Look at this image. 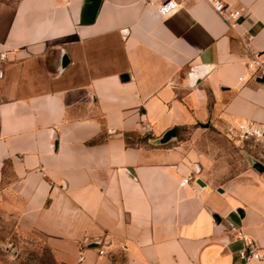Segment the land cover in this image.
<instances>
[{"label":"crops","instance_id":"obj_1","mask_svg":"<svg viewBox=\"0 0 264 264\" xmlns=\"http://www.w3.org/2000/svg\"><path fill=\"white\" fill-rule=\"evenodd\" d=\"M164 1L0 0V211L60 264H264L262 152L226 136L264 123V0Z\"/></svg>","mask_w":264,"mask_h":264},{"label":"built area","instance_id":"obj_2","mask_svg":"<svg viewBox=\"0 0 264 264\" xmlns=\"http://www.w3.org/2000/svg\"><path fill=\"white\" fill-rule=\"evenodd\" d=\"M67 5L71 0H64ZM213 9L226 17L228 21L237 22L242 16V12L239 9H230L227 0H206ZM178 3L175 0H166L158 7L160 14L168 16L177 8ZM252 35L248 38L252 39ZM248 46V45H247ZM6 58L5 53L0 54V59ZM248 76L254 78L264 74L263 65L254 57L247 63ZM146 132L151 131V127L147 126ZM226 136L232 142L234 146L243 150L259 149L264 154V123L250 121V120H234L229 123L226 129ZM192 181V177H186L182 181V185L189 184ZM233 230L235 226H231ZM103 254L104 250H100ZM240 256L246 260L263 259V255L256 249L244 248L240 251Z\"/></svg>","mask_w":264,"mask_h":264},{"label":"rangeland","instance_id":"obj_3","mask_svg":"<svg viewBox=\"0 0 264 264\" xmlns=\"http://www.w3.org/2000/svg\"><path fill=\"white\" fill-rule=\"evenodd\" d=\"M188 131L187 129L182 130L181 137H188ZM209 135L214 139L220 138V136L214 132H209ZM220 144L226 153L233 151L239 154L236 158L243 156L239 153L237 148L232 147L227 142ZM255 159L264 162V154H260V156H257ZM0 264L60 263L56 261L50 249L42 242L20 235L18 231H16L14 219L6 216L0 211Z\"/></svg>","mask_w":264,"mask_h":264},{"label":"water","instance_id":"obj_4","mask_svg":"<svg viewBox=\"0 0 264 264\" xmlns=\"http://www.w3.org/2000/svg\"><path fill=\"white\" fill-rule=\"evenodd\" d=\"M102 0H84V6L81 13V22L83 24H91L94 22L99 6ZM199 71H203L202 68ZM129 78L128 74H124L121 76L122 80H127ZM177 131L176 128H171L165 132V134L161 138V143H166L170 139L176 137ZM254 168L263 172L264 171V164L260 161H255ZM198 183L204 185V182L199 179Z\"/></svg>","mask_w":264,"mask_h":264},{"label":"trees","instance_id":"obj_5","mask_svg":"<svg viewBox=\"0 0 264 264\" xmlns=\"http://www.w3.org/2000/svg\"><path fill=\"white\" fill-rule=\"evenodd\" d=\"M176 129L179 130V127H177ZM128 139H130L129 136H128ZM146 139H147V137L137 138L138 141H142V140H146Z\"/></svg>","mask_w":264,"mask_h":264}]
</instances>
